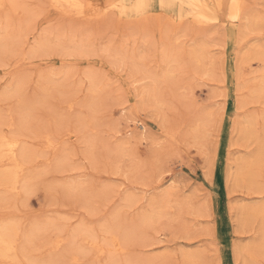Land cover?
Masks as SVG:
<instances>
[{"label": "rangeland", "instance_id": "1", "mask_svg": "<svg viewBox=\"0 0 264 264\" xmlns=\"http://www.w3.org/2000/svg\"><path fill=\"white\" fill-rule=\"evenodd\" d=\"M244 2L251 22L233 40L212 23L170 20L157 0L147 14L111 8L93 19L63 13L48 0H4L0 39L9 42L0 52V130L28 134L30 152L39 155L25 172L33 175L29 197L0 184V224L13 221L23 231L44 225L49 235L85 229L98 240L116 224L132 236L118 253L99 255L83 241L66 237L53 249L33 235L21 257L12 253L0 264L50 263L75 245V260L66 264H187L185 253L197 255V264H264V246H247L264 241L262 223L245 222L239 211L264 204V158L255 182L234 178L236 159L256 144L234 125L250 118L256 134L264 131V91L253 92L264 73V0ZM193 47L202 48L199 62L190 61ZM166 49L178 63L166 64ZM135 109L148 124L145 139L128 121ZM69 132L75 137L67 142ZM40 133L60 139L57 151L43 149ZM60 152L70 164L64 161L65 169L52 167L50 157ZM4 167L0 162V172ZM61 181L86 187L87 203L42 190ZM145 214L150 219L141 223Z\"/></svg>", "mask_w": 264, "mask_h": 264}, {"label": "bare ground", "instance_id": "2", "mask_svg": "<svg viewBox=\"0 0 264 264\" xmlns=\"http://www.w3.org/2000/svg\"><path fill=\"white\" fill-rule=\"evenodd\" d=\"M9 1L12 2L13 0H9ZM157 1H158V4H159V6H160L161 9L162 8H168V9H170L169 10V14H168V17L170 18V20L175 21V22H179V23L181 21H183V20H190V21H194V22H197V23H212V24H215V25H217L219 27H222L224 29V31L226 32L227 36L229 38L233 39V40H235L236 37H237V35H239L241 32H243V30H245L247 28V26L251 22L250 21L249 14L246 13L244 0H157ZM3 2H4V0H0V5H2ZM48 2H49V4L52 7L56 8L57 10H59V11H61L63 13H71L75 17H78V18L93 19V18L99 17L100 15H102L104 12H106L107 10H109L111 8H116V9H118L122 13H127V12H130L131 13V12H134V13H138V14H147V13H150L151 12V3H152V0H133L132 3H130L129 1H126V0H116V1L115 0H108V1H104V0H48ZM172 8L175 9V12L174 13L171 12L172 11L171 10ZM148 15H150V14H148ZM8 27H9V25H8ZM6 31H7V29H6ZM2 36H1V39H0V52L2 53V56H3L4 55L3 52L6 49L5 47H7L6 45H7V43L9 41H8L7 38H6L7 40L5 39V41H3ZM7 36H9V35H7ZM3 37L5 38V36H3ZM6 41H8V42H6ZM13 42H16V41L14 40V41H12V43ZM40 43H42V41ZM47 43H48V41H47ZM47 43H46V45H48ZM68 44H70V43H68ZM44 45L45 44L42 43L39 46V48H40L39 49V52L42 51ZM64 45H62V46H64ZM60 47L61 46H59V48ZM87 47H89V46H87ZM193 48H191L192 50H190L188 52V56L190 58V61H192V62H199L203 58V56H204L203 53H202L203 52L202 51V48L201 47H197V48H194V49ZM36 50L38 51V48ZM6 51H7V49H6ZM80 51H81V49H80ZM112 51H113V49H112ZM166 51H167V49L164 51V56H165V62H166V64H168V63L170 64L172 62H176V63L179 62V61H175L178 58L175 59L173 57H170L169 53H166ZM34 54H35V52H34ZM175 56H176V54L174 55V57ZM262 56H263V60H264V55L262 54ZM115 57H117V56H115ZM132 61H134V60H132ZM127 62H128V60H127ZM176 66H177V64H176ZM170 74H172V71L165 70V77L168 76V75H170ZM148 77H151V75L148 76ZM160 79H162V78H160ZM18 82H16L14 84L13 88H15V89L16 88L17 89L19 88V87H17V86H19V83ZM151 83H152V81H151ZM96 84H98V83H96ZM96 84L94 82L93 85L96 86ZM258 87L260 88V90L264 91V73L262 74V78L260 80L259 86H257L253 90V92L257 93L258 92ZM90 88H91V85H90ZM92 89H94V88L92 87ZM92 89H91V91H93ZM155 93L157 94V92H155ZM242 106H243V104H239V107L240 108ZM135 108H136V106H135ZM135 111L137 113L135 115V117L132 118V119H128V121H132L133 122V124L135 126V129H137V131H135V130L134 131L138 134V136L140 138H142V139H145L146 138V135L148 133V128H149L148 127V124L145 122V120L143 118L140 117L138 110L135 109ZM121 112L124 113V108H121ZM126 118H127V116H126ZM255 124L256 123L252 119H250V118H244L237 125H234V127H233V130L236 131V132H238L239 135H240V137L242 135L243 136H246L245 137L246 138L245 142H250L252 140L256 142L255 149H253V151L247 150L246 155H243L242 157H238L236 159V161H235L236 173L234 175V178L241 177V178H243V179H245L247 181H250L251 183L252 182H255V175H256V169L258 167V162L264 158V131L261 134L260 133L256 134V132L254 130V125ZM71 129H70V131H71ZM255 129H256V127H255ZM68 130H69V128L67 129L66 133L68 132ZM134 131H133V133H134ZM73 132H74V135L77 134V129L76 130L74 129ZM80 133H82V132L80 131ZM130 133L131 132L128 129H125L124 132H123V134H125V136H128V134H130ZM62 134H60V136ZM27 135L28 134L24 133L23 131H19V130L18 131L15 130V132H8V129H7V131L0 130V162H5V167L0 172V184L1 185H4L7 188V190L9 192H11L12 194L13 193H16V194L23 195V198H24V196L25 197H29V195H31V193H32V187L30 185L29 179L33 175L30 174V173H25L26 172V169H28V167L32 164L34 158H36V156L38 157V155H39V153L37 154V152H36L35 155L30 152V150L28 148V144H27L28 142H27V139H26L28 137V140H29L30 136L29 135L27 136ZM41 135H39L41 137L38 136V138H36V137L35 138L37 139V141L40 138L42 140H44L43 141V145H44L45 148H43V147L42 148L43 149H46L47 148V149H50L52 151H54V150L57 151L58 145H61V144H59L61 142L60 139H58L56 137H53L52 135H54V134H51L52 137L49 136L50 134H41ZM64 135H65V132H64L63 136ZM74 135H71V132H69L68 135L66 134L67 142H70L69 140H72V138L75 137ZM57 136L60 137L59 135H57ZM170 136L173 138L174 133L170 134ZM198 136L199 135L197 133L194 134L193 135V139H198ZM77 139H79V138L77 137ZM65 140L66 139H64L63 142H65ZM85 141H86V139H85ZM30 143H32V142H30ZM65 144H66V142H65ZM31 147L32 146H30V148ZM38 147H39V145H38ZM67 147H69V146L66 145V149H67ZM73 148H75V147H73ZM65 151L66 150L64 148L63 153ZM65 153H68V152H65ZM57 154H59V156H56V157L55 156H53V157L51 156L50 157L52 160L55 159V160H53V162L55 161V164L53 163L52 167L54 166L56 169H62L63 168L62 166L65 164V162L67 163V161H65L67 159H65V155L64 154L61 155V152L60 153H57ZM67 164L70 165L69 163H67ZM64 166H66V165H64ZM63 169H65V168H63ZM55 171L57 173L58 170H55ZM61 172H62V170H61ZM44 173H46V172H44ZM40 175H41V173H40ZM68 182H70V181H68ZM61 183H62L61 186H58V185H60V183H58V184L57 183H54V184L52 183V185H54V186L56 184L57 185L56 187H54V186H52L50 184L49 185H46V186L42 185V190L44 189V190H47V191H50L51 192V193L47 192L46 195L52 194V193H55L56 194V192H54V191H58V192L60 191L63 195H66L67 197H69L70 199H72L71 201L77 200L79 202L82 201L83 203H87V201H86L87 194H85V193H87L88 191H87V188L86 187H84L85 188L84 189L83 187H81V185H79L81 183H79L78 185L75 184L74 181H73V183H70V184H67L66 183V185H64L65 183L62 182V181H61ZM85 184L86 183H84V185ZM45 187H46V189H45ZM35 190H37V189H35ZM53 196H54V194H53ZM48 198H49V196H48ZM26 200H28V199H26ZM55 200L57 201V198H55ZM155 209H157V208H155ZM153 211H155V210H153ZM239 211H240V218L243 219L245 222L248 220L249 217H251V218H253L254 220H257V221H258V218H259L260 222L262 223V226H260L261 228H259L260 229L259 231L261 233L262 238H264V204L255 205V206H249V207L239 206ZM153 214H155V213L153 212ZM151 215H152V213H151ZM146 219H150V217L149 216L147 217V215L146 216H143V218H141L140 222L141 223H144V221ZM134 220L135 221L136 220L138 221V219H135V217H134ZM7 221H10V219L7 220ZM137 221H136V223L134 222L136 225L138 223ZM130 223H132V222L130 221ZM16 224H14L13 221H10L8 223H2V224H0V260H2V262H3V260H6L7 258H9V256L12 253H14L15 257L18 256L20 254V252L23 253V246H21V245H23V243H26V245L28 246V243L26 241H30L32 239V236L33 235L34 236L36 235L38 237V239L39 238L40 239H43V241L45 243H47V244H50L49 247H52L53 249L54 248H59L63 244V242L66 239V237H68V238H71L73 240L72 241L73 243L76 242V241H78V242H81L80 244H82L84 242L87 245L93 246V248L98 252L99 255H100V253H103L106 250L116 251L118 253L119 251L122 250V246H123L122 243H123V241H125L126 238L127 239H131L130 236H132L130 233L128 235V231H126L125 228H123V226L121 228V227H119L116 224L109 225V226H105V228L103 227L104 228L103 229L104 232L103 231L102 232L104 234L102 232H101V234L104 237L103 236H102L103 238L100 237V238H102L100 240L96 239V237L93 234H91L92 232L91 233L84 232L85 229H80L78 232H74L73 231L74 233H72V231H71V233L69 235L67 233H66V235H62L57 230V232H55V234L49 235V234L44 233V228H45L44 225H39V226H35V227L32 226V227L29 228V230L23 231L20 228V225L18 227V225H16ZM103 225H104V223H103ZM126 227H127V229L130 230V232H131V228L134 229L133 227L128 228V227H130L129 225H126ZM135 231L133 230L132 233H134ZM99 232H100V230H99ZM23 238L25 239V242H21V241H23ZM258 240L259 239L256 238L255 241L251 242V244L249 243V245H247V246H249L250 248L252 246V247H255L257 250H259L261 247L264 246V241L262 239H260L259 241ZM75 246L74 247L73 246L72 247H69L67 249V251L61 257H58V258L52 260L50 263L48 262L50 260H48L45 263L46 264H66V262L68 260H71V261L72 260H75V257L77 255L76 252H75V249H76ZM78 246H80V245H78ZM24 248H26V246H24ZM252 250H254V248ZM263 250L264 249H262V251ZM84 253H86V252H84ZM239 253H240V249L238 248V246L237 247H234V254L236 255V257H237V255ZM258 253H259V251H258ZM81 254H83V253H81ZM19 256L21 257L22 255H19ZM15 257L13 256V260H14ZM16 259H17V262H18L19 259L18 258H16ZM184 259L187 262V264L188 263L189 264H197V261H198L199 258L197 257V255H195L193 253H185ZM31 261L32 260H30L29 262H31ZM45 263L44 262H39V263H36V264H45ZM134 264H136V263H134Z\"/></svg>", "mask_w": 264, "mask_h": 264}]
</instances>
